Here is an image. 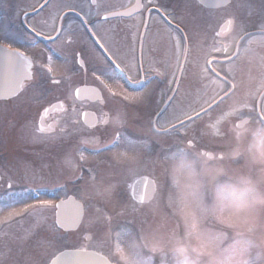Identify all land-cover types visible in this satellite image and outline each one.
Returning a JSON list of instances; mask_svg holds the SVG:
<instances>
[{"label":"clouds","instance_id":"9594fccd","mask_svg":"<svg viewBox=\"0 0 264 264\" xmlns=\"http://www.w3.org/2000/svg\"><path fill=\"white\" fill-rule=\"evenodd\" d=\"M243 34L233 33L230 42L238 45ZM224 71L236 90L201 129L209 143L223 140L220 149L200 147L193 135L163 157L166 189L149 202L151 221L124 253L123 264H145L137 249L148 254L149 264L157 257L160 264H264V121L242 114L252 101L264 100V39L242 47ZM202 75L208 76L207 69ZM211 79L215 91L219 84ZM123 163L135 165L139 157Z\"/></svg>","mask_w":264,"mask_h":264},{"label":"flooded vegetation","instance_id":"af4514ba","mask_svg":"<svg viewBox=\"0 0 264 264\" xmlns=\"http://www.w3.org/2000/svg\"><path fill=\"white\" fill-rule=\"evenodd\" d=\"M73 2L78 6L79 15L77 12H69L64 20L65 25L72 20L79 25L84 19H89L92 23H100L97 34L102 42L104 39L109 41L115 52L114 59L121 65L113 72L117 83L112 81L109 83L114 92L117 93L116 90H119L121 93L111 96L104 91L92 76L88 61L85 63V67L89 68L87 72L79 69L78 65L65 62L64 57H68L71 61L70 48L79 46L78 36L74 37L78 43L72 46L65 45L62 40L47 38L50 29L42 22L47 21L48 25L55 23L58 26L61 21L57 16H63V12H57L51 4L44 5V0H0V37L4 38L0 39V43L19 48L31 57L36 65L47 63V57L52 56L54 68L52 75L61 81L60 85L53 86L47 94H43L39 89H26L18 97L0 99V115L4 120L3 124H0V186L2 187L9 188V183L12 186V181L15 179L33 175L39 169L48 171L50 175L66 182L81 180L90 173V169L96 172L97 167L101 165L99 173L102 170L105 175L118 174L122 165L120 160L107 156L106 151L89 153L86 147L103 144L107 135L121 131L122 123L128 120L135 121L133 112L141 106L138 102L139 96L132 92L133 96L138 97L137 100L124 101L123 95L130 94L125 84H135L134 81H141L147 74L159 73L156 88L160 94L158 98L169 90V61L164 55L161 64H158L154 61L152 45H145L140 55L137 47L133 50L132 46L122 45V31L131 37L134 31L133 23L128 24L125 21L127 18L121 17L108 18L105 21V12H101L99 0H96L95 4L91 0H73ZM41 5H44L43 9ZM30 25L35 26L37 31H43L45 35L35 36ZM123 26L129 27L123 29ZM50 34L53 37L56 35L55 32ZM33 39L38 41L39 47L31 46L30 42ZM33 71L35 73L36 69L34 68ZM117 75L121 76V79ZM128 76L132 77L131 81ZM152 83L153 81L143 86L139 92L143 93L152 86ZM81 86L89 89L101 88L104 101L89 99L88 97L93 95L91 92H84L81 98H77L75 91ZM151 90L154 88L151 87ZM152 97L153 95L150 98ZM60 104L63 107H60ZM53 105L57 107L53 108ZM45 108H53V110L44 116ZM85 113L88 114L87 117ZM118 115H121L119 124L116 123ZM105 119L108 123L104 122ZM164 121L165 119L162 118L156 126L163 128ZM42 127L44 131H41ZM64 128H68L72 134L62 132L61 129ZM81 153L85 157L84 160L80 159ZM128 168L126 170L130 175L138 172L136 168L134 172H130Z\"/></svg>","mask_w":264,"mask_h":264},{"label":"rangeland","instance_id":"374dc122","mask_svg":"<svg viewBox=\"0 0 264 264\" xmlns=\"http://www.w3.org/2000/svg\"><path fill=\"white\" fill-rule=\"evenodd\" d=\"M99 1L101 3V11L116 8L120 9L130 3V0ZM164 1L169 4L168 10L171 17L184 28L189 47L188 63L183 82L178 85L174 104L170 106L167 113H165L166 117H168L169 121L172 123L177 121L175 117L181 110L190 109L189 112H194L205 104L207 105L220 93L227 90V86L224 82L215 79V82L219 84V88L213 91L215 87L211 79L213 77L210 75H202V71L206 69V57L212 54V52H231L234 43H231L229 39L233 33L241 29L244 32L248 28H262L264 26V0H232L229 6L217 10H206L199 6L195 0ZM228 16H232L235 19L234 29L226 38L220 39L217 34V28ZM131 22L134 24V34L137 27L136 19H131ZM171 31L168 32V36H165L166 34L164 35L160 20L152 16L146 29L144 42L145 45L153 46L154 57L156 59H154L155 62L161 64L162 55L168 59L170 77L174 79L173 76L179 66L177 59L179 57V49L181 50V46L183 47V40L176 33ZM177 39L180 41L179 47L176 44ZM253 39H264V36L258 37L255 35L246 38L241 48ZM239 54L240 50L235 60L238 59ZM226 66H224L223 69H225ZM143 97L139 98V100L143 99ZM230 98L231 97L227 98L226 101L219 104L215 109L208 112V114L205 115L204 113L202 116H198L190 125L186 124L185 128L180 127L174 133H170L166 136L148 132L141 134L142 132L140 133L137 131L133 125L129 124L128 126V123L123 124V130L125 132L121 133L122 136L120 140L127 141L128 135L137 134L136 137L132 138L133 140H143L144 143L145 140L149 141L148 144L151 146L150 148L145 146L147 145L146 143L144 145L137 144L130 149L129 156H138L139 163H137V165L143 166V169L148 170L153 177H158V192H163L166 189V178L161 175L160 161L178 142L185 141L189 139L190 136L194 135L200 138V147H209L216 150L220 149L223 140L217 139L215 143H209L208 138L201 136V129L204 127L209 115L214 117L218 112L222 111L227 106ZM254 104V101H252L246 106L248 108L242 110H251ZM262 104L264 108V100ZM153 105L154 102H148L143 105L142 113L151 116L154 111ZM244 112L246 111H242V113ZM203 115L205 116L201 119ZM251 117L253 118V115ZM3 121L2 115H0V124H3ZM142 125L147 126L148 123L144 120ZM133 131L137 132L135 133ZM223 132L224 139H227V125H224ZM100 167H102V165L97 167L96 172H92L89 176L82 179V182H79L78 185L75 183L73 191L76 192L75 195L83 200L85 205L83 220L76 232L69 235H64L62 233L58 234L61 239L54 247L48 248L47 251L43 253L45 260L50 258V256L62 247L66 249L70 248L69 246H78L82 243L90 242L92 246H104L111 261L115 264H123L122 259L124 253L128 252L134 240L138 239L142 227L147 222L151 221V216L148 214L149 204L146 206H138L130 211L127 210L132 200L130 196H128L127 191L125 192L122 190L126 181L124 179L118 181V179L125 178L123 174L126 173V169L123 166L120 167L116 175L121 177L117 179L116 175H105L102 170L99 173ZM93 174L96 176L94 182L92 180ZM56 180L57 178L50 174L36 173L20 179L18 183L25 186L35 183L54 182ZM114 180L116 181L113 182V184L116 187L109 199L105 200L103 197L96 194L95 185L105 184L108 186L109 184L106 182ZM81 185H83V187H80ZM16 196L9 197L10 199L7 202H2L3 200H0V204L3 203L2 210L8 211H0V221H6V223L9 221L7 220L9 216L7 213L12 212L13 209L6 207L7 205H15V210L21 211L25 206L21 203L22 201L27 200L29 203L36 204V200L31 199L28 193H25V195L21 194V196L18 197ZM39 197L41 199L50 200L44 195ZM97 208H100L102 212L97 213ZM120 211L124 212L119 213ZM26 216L27 219L23 218L24 225L21 229L20 222H18L20 220H17V222L8 225V229L4 231L5 234H0V241L2 238H4V241L6 240V243L2 245L4 248L0 249V252H3L5 255L3 256V254L1 255L0 253V264H23L25 256L29 252H34V242L37 238L52 236L51 229L54 227L52 222V207L37 206L31 209ZM109 216L111 217L110 220L107 219ZM4 224L5 223L0 224V228ZM86 233L91 234V239L88 241L84 239ZM120 237L121 240H119ZM117 245H119L121 249L120 252L117 251ZM9 249H11V251H9ZM21 249H23V252L20 251ZM136 255L138 259L146 260L148 254L137 249ZM6 256H8V258H6ZM154 264H160V259L158 257L155 259Z\"/></svg>","mask_w":264,"mask_h":264},{"label":"snow or ice","instance_id":"6c2138e0","mask_svg":"<svg viewBox=\"0 0 264 264\" xmlns=\"http://www.w3.org/2000/svg\"><path fill=\"white\" fill-rule=\"evenodd\" d=\"M152 2V0H149ZM92 3L95 4L96 0H92ZM51 4L57 12H63V16H57V19L61 21V23L57 26L55 23L48 25L47 21H43L42 23L49 27L50 32L47 34V38L51 40H62L65 45L72 46L78 43L77 39L74 37L78 36L79 46L70 48L71 52V61H69L68 57H64L65 62H71L74 66L78 65L79 69L84 70L85 72L91 70V74L95 79L99 82L103 89H106L107 92L111 96H116L118 93L114 92L112 89V85L109 81L113 83H117L115 76L113 75L114 69L120 68V63H117L116 59H114L115 52L112 49V46L109 44L107 39H104L102 42L101 37L97 34L100 29V23H92L89 19H84L83 22L79 25H76L75 20L68 22L66 25L64 20L67 18L69 12H77V4L73 2V0H44V5ZM44 5H41V9H43ZM137 7H141V5H137ZM67 11H64V10ZM82 11V10H81ZM79 15V12H77ZM99 15V13H97ZM115 17H119L124 15L123 13H113ZM105 21L108 20L106 16L104 18ZM233 24L232 20L227 21V29L230 30ZM74 25H76L74 27ZM31 31L35 34V36L45 35L43 31H37L35 26H31ZM95 29V30H93ZM264 31V27L261 29ZM55 32L56 35L53 37L50 33ZM224 32V29L221 30ZM220 32V33H221ZM219 33V34H220ZM0 39H4L0 37ZM32 47H39L38 41L33 39L31 42ZM108 44L109 46H106ZM177 46L179 47L180 41L177 39ZM0 59L3 60L7 71L4 75L3 81L0 82V99H7L9 97H18L20 96L26 89H39L43 94H47L51 91L53 86H57L61 84V81L55 79L52 75L53 68V57H47V63H40L36 65L34 60L29 57L25 52L20 51L19 48H12L10 44L0 43ZM86 61L89 62V68L85 67ZM36 69L34 73L33 69ZM180 70V69H178ZM99 73V75H97ZM38 76V78H37ZM106 78V79H105ZM128 79L131 81L132 77L128 76ZM135 83H142L141 81H134ZM84 92H91L92 97H88L89 99L99 100L103 102L105 97L101 91V88H77L75 91V95L77 98H81ZM124 101H135L137 100V96H133L132 94L123 95ZM63 107L62 104L59 105ZM57 107V105H53V108ZM53 108H45L44 116H47ZM75 109H73L74 111ZM67 111V109H65ZM189 110H181L178 115H176V120L179 121V125L181 128H185V120L188 121L190 125L194 118L192 115H188ZM123 113H121L122 115ZM87 117V113L84 114ZM121 115L116 117V123H121ZM43 116L41 119L43 120ZM108 123L107 119L104 121ZM73 123H76L73 121ZM177 129L176 124H172V131ZM155 131H160L154 127ZM41 131H44L43 127ZM62 132H66L71 135V131L68 128L61 129ZM119 136L117 140H114L111 145H106V148L112 149L119 146ZM128 146L131 148L137 145L138 141L133 139L127 140ZM97 152L100 150L97 149ZM127 156V153L124 154ZM130 157H128L129 159ZM80 159L84 160L85 157L83 153L80 154ZM123 163V161H121ZM128 170L130 172H134V165L129 164ZM90 173L92 170H89ZM93 182L96 180V176L92 175ZM115 185L105 186L95 185L96 194L98 196L103 197L105 200L109 199L113 191L115 190ZM132 187V197L137 200L140 205H144L146 202V197L144 195H137L135 191V186ZM9 188H11V184L9 183ZM145 191H147V185H145ZM36 204L29 203L27 200L22 201L25 206L21 211L15 210V205H7L6 207L12 208V212L9 213L7 220H11L13 217L23 216L25 213H28L30 209H33L37 206L43 207H54L56 209L55 216V227L51 229L52 236L51 237H39L34 242V252H29L24 260L23 264H95L96 253L89 252L87 248L80 247L78 249L73 250H63L59 252V255L55 257V259L45 260L43 257V253L47 251L48 248L54 247L55 244L61 239V237L57 234V229H64L66 225L78 226L79 223L83 220L84 216V205L75 200V198H70L69 200L60 201L59 204L53 205L52 200L41 199L39 195L35 197ZM69 204L74 206V210L72 212H67ZM97 213H101L102 210L100 208L96 209ZM107 219H111V217H107ZM6 223V221H0V224ZM85 239H91L90 236H86ZM11 251V249H9ZM23 252V249L20 250ZM117 251L120 252L121 249L119 245H117ZM105 264H109L108 261H105ZM145 264H149V261L146 259Z\"/></svg>","mask_w":264,"mask_h":264},{"label":"water","instance_id":"95a60500","mask_svg":"<svg viewBox=\"0 0 264 264\" xmlns=\"http://www.w3.org/2000/svg\"><path fill=\"white\" fill-rule=\"evenodd\" d=\"M198 1L200 3H202L203 5L209 6V7H219V6L226 5L229 2V0H198ZM137 5H141V1L140 0H135V3L131 7L127 8L125 10L116 12V13H123L124 15L125 14L128 15V14H131V13H135V12L140 10V7H137ZM227 21H229V20H227ZM227 21H225L220 27V32H221L222 29H224V32H221V35H226L231 30V29L228 30L227 27H226ZM231 28H232V26H231ZM6 71H7L6 66L5 65H1L0 66V77H4ZM138 182H141V180L138 181ZM145 185H147V191H145ZM154 189H155L154 183L149 178H144V182H142L141 186H139L138 188L135 187V191H136L137 195L138 196L139 195H144L146 197V201L152 196V194L154 192ZM69 199H67V200H69ZM73 210H74V206L69 204V206L66 209V211L70 213ZM66 227L67 228H75L76 226H73V225L69 224V225H66ZM88 251L97 254L96 257H95V264H105V261H108L109 264H113L104 255L99 254V253L94 252V251H90V250H88ZM57 255H59V253ZM55 257H53L52 259H55Z\"/></svg>","mask_w":264,"mask_h":264}]
</instances>
